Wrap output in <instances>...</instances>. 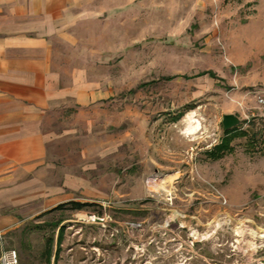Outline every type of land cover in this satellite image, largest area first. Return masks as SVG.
Wrapping results in <instances>:
<instances>
[{
    "label": "rangeland",
    "instance_id": "rangeland-1",
    "mask_svg": "<svg viewBox=\"0 0 264 264\" xmlns=\"http://www.w3.org/2000/svg\"><path fill=\"white\" fill-rule=\"evenodd\" d=\"M116 1L138 14L112 94L88 119H48L42 211L2 249L19 264H264V0ZM227 113L239 133L213 157ZM70 201L84 205L56 208Z\"/></svg>",
    "mask_w": 264,
    "mask_h": 264
},
{
    "label": "crops",
    "instance_id": "crops-1",
    "mask_svg": "<svg viewBox=\"0 0 264 264\" xmlns=\"http://www.w3.org/2000/svg\"><path fill=\"white\" fill-rule=\"evenodd\" d=\"M124 14L134 21L138 8L116 0H0V233L42 211L35 185L41 193L57 136L45 130L48 119H88L112 94L106 71L121 53Z\"/></svg>",
    "mask_w": 264,
    "mask_h": 264
},
{
    "label": "trees",
    "instance_id": "trees-1",
    "mask_svg": "<svg viewBox=\"0 0 264 264\" xmlns=\"http://www.w3.org/2000/svg\"><path fill=\"white\" fill-rule=\"evenodd\" d=\"M224 132L226 133V136L224 137V139H222L220 144H218L215 147L214 152H211V156H213V157H219L220 152L223 151L225 148H227V146L229 145V142L235 136H237V134L239 133L237 128H231V129H228V130H224ZM242 133L244 134V132H242ZM83 205H84V203H81V202L70 201V202H67L66 204L65 203L64 204H60L56 208L57 209H62V208H65L66 206H69V208H71L73 210H80Z\"/></svg>",
    "mask_w": 264,
    "mask_h": 264
},
{
    "label": "built area",
    "instance_id": "built-area-1",
    "mask_svg": "<svg viewBox=\"0 0 264 264\" xmlns=\"http://www.w3.org/2000/svg\"><path fill=\"white\" fill-rule=\"evenodd\" d=\"M0 264H19L17 251L13 248L2 249L0 252Z\"/></svg>",
    "mask_w": 264,
    "mask_h": 264
},
{
    "label": "water",
    "instance_id": "water-1",
    "mask_svg": "<svg viewBox=\"0 0 264 264\" xmlns=\"http://www.w3.org/2000/svg\"><path fill=\"white\" fill-rule=\"evenodd\" d=\"M240 122V119L231 113L223 114L221 119V124L224 130H228L235 127Z\"/></svg>",
    "mask_w": 264,
    "mask_h": 264
},
{
    "label": "bare ground",
    "instance_id": "bare-ground-1",
    "mask_svg": "<svg viewBox=\"0 0 264 264\" xmlns=\"http://www.w3.org/2000/svg\"><path fill=\"white\" fill-rule=\"evenodd\" d=\"M193 129H194V126H190V132H192Z\"/></svg>",
    "mask_w": 264,
    "mask_h": 264
}]
</instances>
